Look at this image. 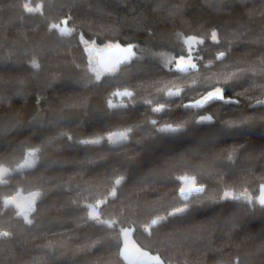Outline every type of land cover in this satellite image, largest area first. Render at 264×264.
<instances>
[{
  "label": "trees",
  "instance_id": "16d2710c",
  "mask_svg": "<svg viewBox=\"0 0 264 264\" xmlns=\"http://www.w3.org/2000/svg\"><path fill=\"white\" fill-rule=\"evenodd\" d=\"M195 41L197 71L144 56ZM89 44L143 55L97 79ZM217 87L229 104L197 106ZM0 170V264H130L124 235L163 264H264V0H0ZM186 179L203 191L181 194ZM112 188L109 228L85 205ZM32 196L28 224L17 203Z\"/></svg>",
  "mask_w": 264,
  "mask_h": 264
},
{
  "label": "snow or ice",
  "instance_id": "6c2138e0",
  "mask_svg": "<svg viewBox=\"0 0 264 264\" xmlns=\"http://www.w3.org/2000/svg\"><path fill=\"white\" fill-rule=\"evenodd\" d=\"M24 7H25V9H26L29 13H34V12H36V11L39 10L38 8L29 7L27 4H25ZM61 23H63V24H67V20L62 21ZM51 27L54 28V29H58V30L60 31V34H61V35H70V34H71V29L65 30V29H63V28H60V27H59L58 25H56V24H53ZM212 39H213V40H216V39H217L215 33H212ZM117 47H119V46H117ZM123 51H126V52H128V53H131L132 48H131V46H129L127 49H124ZM224 55H225L224 52H220L219 55L216 57V59H217V60H222V59L224 58ZM180 59H183V57H181ZM117 63H119V62H117ZM33 67H35V68L38 69L40 66H39V64H36L35 61H33ZM192 67L195 68V65L193 64ZM205 67H210V66H209V65H205ZM109 70H110V71H113V72L116 71V70H117L116 65H114V66H113L112 68H110ZM182 70H183V71H186L187 69H182ZM233 75H235V73H233ZM96 78L99 79V74H97ZM174 94H175V93H173V92H171V91L168 93V95H174ZM124 95L131 96V93H129V92H125ZM217 99H218V100H224V99H225L224 96L222 95V90H221L220 88H218V87L215 88L214 91L209 92V93L207 94V96L203 97V99H202L201 101H197V106H202V104H203L204 101H207V100H217ZM225 102H228V101H225ZM109 104H110V106H111V102H109ZM163 107H164V106L161 104L159 107H157V108L154 109V110H155V111H160V110L163 109ZM202 119L210 120L211 118H210V117H204V118H202ZM153 123H155V121H153ZM229 126L231 127V125H229ZM167 131H170V132L175 133V132H179V131H181V129H180V128H172V127H169V128L167 129ZM62 135H66V134H62ZM67 138H68L69 140L72 139L71 136H68ZM101 139H102V138H97V139H94V140H83V141H80V143H83V144H100V143H101ZM126 139H127V134H126V133H118V134H117V133H113L112 135H110V136L107 137L108 142H109V143H113V144L118 143V142H120V141H122V140H126ZM37 151H39V149L30 150V151L28 152V156H29V157H34V156H35V153H36ZM228 159L231 160V159H232V156L229 155V156H228ZM26 165H27L28 167H34V166H35V160H28V161H26ZM123 179H124L123 176H121L120 178L116 179V180H115V184H116V185H120ZM190 191H196V192H198V193H199V192H202V191H203V186H201V187H197V188H192V189H190ZM261 192L264 193V185H261ZM115 194H116V192H115V188H112L110 192H108V193L105 194V198H104V199H98V200H96L93 204H87V205H85V207L89 209V211H88V213H87L88 218H89L90 220L96 221V222L99 223V224L107 225V227H109V228L113 227L112 222H110V221H108V220H103V219H101V217H100V213H99L98 209H99V206H100V205L107 203V199H106L107 196H113V197H114ZM36 195L39 196L40 194L37 193ZM229 198L234 199V200H239V199H241V197H239V196H235V195H233L231 192H227V191L224 192L222 199H229ZM248 202L251 203V200L249 199ZM259 204H260L262 207H264V194H262V195L259 197ZM186 210H187V204H186L183 208H177V209H175L174 211L169 212V215H171V216H175V215H177V214H179V213H184ZM25 221H26L28 224H31V223H32V221L29 220L27 217H25ZM152 223H153V224H156V221L153 220ZM146 230H147V229H146ZM8 236H9V233H8V232L0 233V237H8ZM96 243H99V241H95V242H93V243L90 245V247H95V246H96ZM154 259H155V261H156V264H163V261L160 259L159 256H156ZM234 264H239V259H238V258L235 260Z\"/></svg>",
  "mask_w": 264,
  "mask_h": 264
},
{
  "label": "water",
  "instance_id": "95a60500",
  "mask_svg": "<svg viewBox=\"0 0 264 264\" xmlns=\"http://www.w3.org/2000/svg\"><path fill=\"white\" fill-rule=\"evenodd\" d=\"M216 34V37L217 39L216 40H213L212 37H211V41L213 43H218L219 40H218V35L217 33ZM197 42V41H196ZM199 44H203L202 41H199ZM119 46V47H117ZM130 45H116V46H113V47H110L108 48L107 50H105L101 55H100V66L102 67L103 70H105L106 72L108 73H116V72H119L122 68L128 66L132 61H134V59L136 58L137 56V53H136V50L133 46H131L132 48V51L131 53H128L126 51H123L124 49H127ZM198 47V44H195L194 45V48H188L187 50V57L190 58L192 56V54H194L196 52V48ZM119 62V63H117ZM114 65H116L117 67V70L116 71H110L109 69L112 68ZM187 68V66L185 67ZM194 71H197V67L193 68ZM185 88H182V89H175V90H171V92L175 93L174 95H168V92L167 93V98H172V99H175V98H180L184 92H185ZM214 91V90H212ZM211 92V91H210ZM222 95L224 96L225 98V95L223 94L222 92ZM208 102H211V103H216V104H219V103H222V104H229L231 101L229 99H224V100H207ZM225 101H228V102H225ZM121 109H124L126 108V105L123 103L120 107ZM164 110V108L162 110H160L159 112H162ZM26 167V163H23L20 167H18L16 170L17 171H21L23 168ZM5 170H0V177L4 176L5 175ZM186 183L185 185L183 186L182 190H181V194L187 191H189V188H190V183L192 182L193 183V187L194 188H197L195 187V181L193 179H186L184 180ZM261 185H264V183H262ZM261 185L259 187V193H258V200H259V197L264 194L261 192ZM192 193H201V192H196V191H193ZM115 197V196H114ZM103 205V204H102ZM100 205V206H102ZM126 235H124L123 239L125 240V243H124V247H125V244L128 242L126 241ZM129 243V242H128ZM125 250V249H124Z\"/></svg>",
  "mask_w": 264,
  "mask_h": 264
},
{
  "label": "rangeland",
  "instance_id": "374dc122",
  "mask_svg": "<svg viewBox=\"0 0 264 264\" xmlns=\"http://www.w3.org/2000/svg\"><path fill=\"white\" fill-rule=\"evenodd\" d=\"M108 48H110V47H101V46H97L95 44H89L86 47L88 55H89L90 70L95 76H97V74H99V77H103L107 73L105 70L102 69L99 62H100V55L105 50H107ZM142 55H143V53L141 52L138 54V57H142ZM144 56L158 60L163 65H165L169 68L170 67L177 68L176 63H174V60L176 59V57L174 55L164 53V52L148 51L146 53L144 52ZM28 160H35V162H36V160H37L36 155L34 157L28 156ZM36 201H37L36 196L27 197V198H23V199L19 200L17 203L18 209H19V215L24 217V218L25 217L28 218L29 215L31 214V210L34 207V204ZM123 255H124V258L126 259V254L124 253V251H123Z\"/></svg>",
  "mask_w": 264,
  "mask_h": 264
},
{
  "label": "flooded vegetation",
  "instance_id": "af4514ba",
  "mask_svg": "<svg viewBox=\"0 0 264 264\" xmlns=\"http://www.w3.org/2000/svg\"><path fill=\"white\" fill-rule=\"evenodd\" d=\"M194 44H196V41L194 42ZM188 47L192 48V43H190ZM186 50H187V48H186ZM136 53L139 54L137 51H136ZM194 56L195 55L192 54V56L190 58H188L187 55H186L185 57H183V59H180L181 57H176V59L174 60V63H176L177 68H175V69H177V70L180 69L181 70V69H184L187 66V68H185V69H187L186 71H192V69H193L192 65L195 64ZM135 251H137V252H135ZM124 253L126 254L127 262L130 263V264H154V263H152L155 260L154 257L148 256L147 253L144 254V251L140 250L137 246H135L134 244H132L130 242L129 243L127 242L125 244ZM141 258H143V259H141ZM144 260L146 262L149 261V263H146ZM142 262H144V263H142Z\"/></svg>",
  "mask_w": 264,
  "mask_h": 264
},
{
  "label": "bare ground",
  "instance_id": "6f19581e",
  "mask_svg": "<svg viewBox=\"0 0 264 264\" xmlns=\"http://www.w3.org/2000/svg\"><path fill=\"white\" fill-rule=\"evenodd\" d=\"M137 250V249H136ZM135 252H137V251H135ZM144 254H145V252H144ZM143 256V255H142ZM149 256V255H148ZM147 257V256H146ZM141 259H143V258H141ZM140 259V260H141ZM153 260V259H152ZM145 261V260H144ZM155 261V260H154ZM146 262V261H145ZM156 262V261H155ZM141 263V262H140ZM142 263H144V262H142ZM146 263H149V261L148 262H146ZM153 263V262H152Z\"/></svg>",
  "mask_w": 264,
  "mask_h": 264
}]
</instances>
